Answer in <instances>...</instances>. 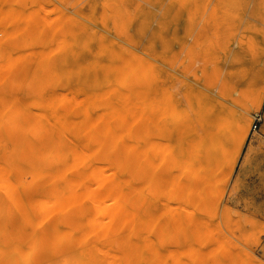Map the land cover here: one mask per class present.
I'll use <instances>...</instances> for the list:
<instances>
[{
    "label": "rangeland",
    "instance_id": "rangeland-1",
    "mask_svg": "<svg viewBox=\"0 0 264 264\" xmlns=\"http://www.w3.org/2000/svg\"><path fill=\"white\" fill-rule=\"evenodd\" d=\"M184 25H253L264 70V0H0V106L40 117L61 108L68 126L83 108L87 139L99 147L116 140L117 152L152 154L164 146V264H264V80L241 104L244 137L227 122L238 107L217 96L224 125L214 122V144L198 153L188 122L199 90H219V32L212 26L189 44ZM102 168L87 175L84 167L78 187L93 192ZM24 210L0 217V264H82L81 253L41 238L34 209Z\"/></svg>",
    "mask_w": 264,
    "mask_h": 264
},
{
    "label": "bare ground",
    "instance_id": "bare-ground-1",
    "mask_svg": "<svg viewBox=\"0 0 264 264\" xmlns=\"http://www.w3.org/2000/svg\"><path fill=\"white\" fill-rule=\"evenodd\" d=\"M212 26L219 32L221 62L215 81L221 84L217 92L199 90L195 119L188 122L190 147L205 154L214 144V122L223 118L216 112L223 103L217 96L238 107L229 108L227 122L233 121L244 137L249 118L241 104L255 80L261 75L264 80L253 25L229 30L225 25H193L190 30L184 25L185 42L198 44ZM169 91L164 89V135ZM79 110L80 122L68 126L61 108L51 107L40 117L30 108L0 106V193L7 199L0 200V217L27 216L26 203L36 213L40 237H54L66 251L81 253L82 264H164V146L152 154L144 149L117 152L116 140L99 147L88 141L89 117ZM97 164L103 168L96 174V189L78 187L82 169L91 175Z\"/></svg>",
    "mask_w": 264,
    "mask_h": 264
}]
</instances>
